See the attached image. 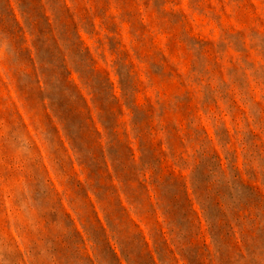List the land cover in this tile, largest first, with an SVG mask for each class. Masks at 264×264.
Returning a JSON list of instances; mask_svg holds the SVG:
<instances>
[{"label":"rangeland","instance_id":"1","mask_svg":"<svg viewBox=\"0 0 264 264\" xmlns=\"http://www.w3.org/2000/svg\"><path fill=\"white\" fill-rule=\"evenodd\" d=\"M0 264H264V0H0Z\"/></svg>","mask_w":264,"mask_h":264}]
</instances>
